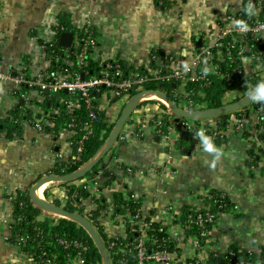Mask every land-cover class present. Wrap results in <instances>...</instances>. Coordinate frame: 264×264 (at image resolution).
I'll use <instances>...</instances> for the list:
<instances>
[{
  "label": "crops",
  "instance_id": "crops-1",
  "mask_svg": "<svg viewBox=\"0 0 264 264\" xmlns=\"http://www.w3.org/2000/svg\"><path fill=\"white\" fill-rule=\"evenodd\" d=\"M237 5L238 0H0V69L14 73L25 65L30 75L43 71L47 61L39 43L49 35L51 22L63 14L69 22H91L99 59L122 60L132 68L147 67L152 61L158 69L177 66L193 54L195 39L210 42L218 20ZM155 51L164 53L166 59L154 57ZM14 89L12 83L0 81V118H6L21 100L11 98ZM123 106L116 101L108 107L105 117L112 125L108 136ZM166 106L151 97L137 106L97 171L70 181L87 193L70 203L88 220L85 214L98 207L97 201L106 208L119 193L138 201L141 214L149 221L159 222L169 215V208L177 213L184 206H197L201 193L216 190L230 199L233 209L220 214L210 229V251L218 256L236 247L261 255L253 264H264V159L253 160L241 132L230 131L219 142L211 139L219 150L217 157L203 149L200 139L168 143L148 126L139 133L132 129V118L163 112ZM35 109L36 119L45 124L42 130L23 121L19 135L8 137L0 131V264H32L8 240L12 208L6 194L28 192L38 179L54 174L57 162L68 161L71 155L72 135L39 106ZM205 119L219 121L217 116L196 120ZM67 183L47 182L42 197L63 207ZM35 218L61 219L43 209ZM105 230L114 236L121 234V219H114ZM172 233L183 243L182 252L190 255L193 248L184 232L175 229Z\"/></svg>",
  "mask_w": 264,
  "mask_h": 264
},
{
  "label": "built area",
  "instance_id": "built-area-1",
  "mask_svg": "<svg viewBox=\"0 0 264 264\" xmlns=\"http://www.w3.org/2000/svg\"><path fill=\"white\" fill-rule=\"evenodd\" d=\"M249 0H238V5L235 6L234 10L226 14L218 20L216 24V29L213 32V37L210 42H205L200 47H194L193 54L190 56L188 61L183 62L177 66H166L164 69H158L155 67H147L148 73L151 74L153 79L156 80H177L179 81L177 88L173 91V95L179 98V103H174L178 108L184 111H203L210 108L206 107L204 102H198L197 100H192L189 98L185 89V78L184 74H191V79L193 80H206L205 73L198 72V66H201L204 70L209 71L211 74L215 75L217 78L222 80H229L231 73L228 70H220L219 67L213 62L214 59L222 61L224 58H230V62L233 58L240 61L241 66L234 69V73L237 75V80L242 82L244 77L251 75L253 73L258 74L261 80L264 79V64L259 67V63L264 62V52L257 51L256 48L250 47L249 43L246 41L248 39L254 41V43L259 46H263L264 49V10L261 8V3L264 0H254L255 13L249 15L246 13ZM234 20H243L245 22L246 28H235L233 27ZM51 28L49 35L42 39L39 43V48L41 53L44 55L47 61V66L51 62V58L46 56L45 50L46 45H51L57 39L62 32L71 30H65L64 25H62L58 20L51 22ZM71 28L74 30L73 40L71 48L74 51L75 65L81 67L86 64L87 58H91L98 61H111L116 60L103 57L98 58V53L96 50L97 38L92 33L91 22L85 20L82 22L75 23L71 22ZM57 35H59L57 37ZM234 43H242V45L236 50V55H233L232 50L236 49ZM240 45V44H239ZM264 51V50H263ZM234 56V57H232ZM66 63L71 61L65 60ZM249 64V66H247ZM105 73L102 75H92L87 78H82L80 75H70L69 73H57L56 75H51L47 67L36 74L27 75L25 70V65H20V67L14 73H5L0 69V81H8L14 85L15 89H18L22 84L31 87V89H39L40 91H47L50 95L55 96L60 91H65L66 95L64 97H59L60 101L65 104L64 112L66 115L71 116L72 110L75 106V100H82L86 110L88 111L89 121L82 126V130L85 134L90 133L91 123L97 119L98 113L103 112L107 114L106 111L110 105H113L116 101L122 102L124 105L131 95L128 93V89L133 86L139 87V85L144 81V78L139 72V68L130 67L127 71V75L122 77L123 71L118 68V65H110L106 63ZM187 66V67H185ZM112 69L113 73L108 71ZM163 72V73H162ZM117 79H114L116 78ZM260 80V81H261ZM249 88L251 84L243 82ZM100 87L108 88L107 91L100 92L98 97H93L92 93L98 92ZM15 102L19 99L24 100L25 105L32 115L35 114L36 107L32 106L33 102L40 99L38 95L37 98L31 97L29 94L15 93L11 92ZM248 94L243 92L240 88L227 90L223 95V105L232 103L234 101L244 98ZM116 97L115 102H111V99ZM14 106H12L13 108ZM247 113L235 110V113L230 114L225 121V124L221 126V122H209L205 120H196L193 118H188L182 120V118L173 115L169 108L166 106L163 112L157 113L156 111H151L150 113H145L142 117L132 118L131 127L139 133L145 126L150 127L153 132L160 137L165 142H170L173 139H188L190 141H198L200 139V134L203 133L205 136L211 139H218L224 137L227 133L234 129H252V134L247 137L252 152V158L257 156L258 159H264V153L260 152V149L264 147L262 137H264V104H257L250 101L249 105L246 106ZM52 113H48L50 117L60 116L58 110L50 109ZM9 116V112L5 114V117ZM106 116V115H105ZM248 118V125L245 124L244 117ZM34 127L37 130H42L44 123L41 120L33 121ZM70 127H74L73 121L69 120L65 128L70 135L72 132ZM251 132V131H249ZM79 142V141H78ZM81 141L79 142V144ZM81 145V144H80ZM200 197H209L211 194L204 191L200 194ZM5 198L9 201L12 208V202L15 199V193H7ZM69 198L66 196L62 201L64 203L68 202ZM75 201V200H74ZM202 207L208 209L204 206V202L200 199ZM169 215L159 222H151L146 217H144L141 212L126 211L123 214H114V209L112 205H106L104 211L100 212V215L96 218L95 224L99 225L103 232L107 235L106 245H104L108 257L109 254H113L115 251H123L120 243L117 241L119 237L124 238L126 236L127 227L130 226V231H135L138 236L133 239V248L136 250L137 264H144L149 260L157 264H209V246L211 243L210 238V228L209 230L205 228L206 223H213L214 215L208 211L204 214H188L186 216L187 221H182V211L177 213H172L169 211ZM36 219V218H35ZM114 219H121L123 232L118 236L107 234L105 228L108 224L114 223ZM22 218L14 217L11 215V223H17ZM50 225L57 223V219L49 220ZM152 223H158L161 227H166L165 232L169 235L171 239L174 240V248L171 251L164 250L160 248V244L157 243L155 238H151L147 235V231L151 229ZM189 223H196L197 227L200 228L198 235H193L188 232ZM215 223V222H214ZM213 223V224H214ZM212 224V226H213ZM93 226V225H92ZM94 227V226H93ZM175 229L184 232L186 235L185 239L188 244L193 248V252L190 255H186L182 252L183 243L173 238L172 230ZM51 238H55V235H47ZM27 235L15 238L16 240L24 241ZM56 243L62 245L64 248H73L80 250L82 248L81 243L78 240H66L61 237H57ZM51 240H49L48 244ZM148 244L153 248L147 249ZM213 256H216L213 254ZM27 257V256H26ZM28 258V257H27ZM32 264H38L33 259L28 258ZM110 260V259H109ZM64 264H83V260L80 257V253L70 256L65 255L63 260ZM236 261L234 264L239 263ZM55 260L53 256L47 257L42 264H54ZM247 264V263H245Z\"/></svg>",
  "mask_w": 264,
  "mask_h": 264
},
{
  "label": "trees",
  "instance_id": "trees-1",
  "mask_svg": "<svg viewBox=\"0 0 264 264\" xmlns=\"http://www.w3.org/2000/svg\"><path fill=\"white\" fill-rule=\"evenodd\" d=\"M249 3V1H248ZM254 4V2L252 3ZM261 8L264 10V1L261 3ZM62 25H64L65 30H72L71 22H69L68 17L63 14L57 19ZM92 33L94 34L93 30ZM59 35H57L58 37ZM249 43L250 47L256 48L257 51L264 52L263 48L260 49V46L254 41L248 39L246 40ZM195 46L200 47L202 42L200 38L194 40ZM240 44V45H239ZM234 43L236 49H233V55H236V50L242 45V43ZM263 47V46H262ZM45 54L51 58L50 64L47 66V69L51 75H56L57 73H69L70 75H80L82 78H87L92 75H102L105 71V64L110 63V65H118V68L123 71L122 77L127 75V71L130 66L122 60H116L111 62L107 61H98L91 58H87L85 65L77 67L75 65L74 51L70 47H63L59 44L57 39L53 44L46 45ZM163 56L166 59V55L162 52L155 51L154 57ZM234 57V56H232ZM71 61L66 63V61ZM213 62L219 67L220 70H228L231 73L229 80H222L217 78L215 75L211 74L209 71L204 70L201 66H198L197 71L205 73L206 80H193L191 79V74L185 73V89L190 99L197 100L198 102H204L207 108H217L223 105V95L227 90L240 88L243 92L247 93L249 87L243 82L251 84L254 86L257 82L261 80V77L258 74L253 73L244 77L242 82L237 80V75L234 73L236 67H240V61L236 58H233V61L230 62V58L226 57L222 61L214 59ZM169 61H167V64ZM147 67H155V62L152 61ZM147 67L139 68V72L144 78V81L137 86H133L128 89V93L132 96L140 91L144 90H158L165 95H167L173 102L176 103V96L173 95V91L177 88L179 81L177 80H156L153 79L151 74L148 73ZM156 68V67H155ZM163 70V69H162ZM113 73L112 69L108 71ZM163 73V72H162ZM27 75L30 74L27 72ZM114 79H117L114 78ZM31 87H28L22 84L18 89L13 91L17 94L24 93L29 94ZM108 88L100 87L98 92L92 93L93 97H98V94L103 91H107ZM38 95L40 96L39 102H33L32 106H39L45 113H52L50 109L58 110L61 113L60 116L54 117L55 122H60L62 126L66 127L69 120L73 121L74 127H70L72 132L71 137V155L68 161L57 162L55 168L53 169L54 174H66L72 171H75L80 166L85 164L102 146L108 133L111 129L110 124L107 123V119L103 112H99L97 119L94 120L90 125V133L85 134V131L82 130V126L87 123L89 119L88 111L85 108V105L82 100L76 99L75 106L72 110V115L68 116L64 112L65 104L60 101L59 97H64L66 95L65 91L58 92L57 95L52 96L47 91H40L36 89ZM12 91V92H13ZM59 96V97H57ZM39 98V97H38ZM116 97L111 99V102H115ZM239 111L247 113V108H242ZM9 116L6 118H0V131H4L6 136L11 137L13 135H19L21 132V123L23 121L32 122L36 120V115H32V111L27 108L24 100H20L16 105L10 109ZM235 113V111L221 114L217 116L218 120L221 122V126L225 124L226 119L230 114ZM185 118H182L184 120ZM245 124L248 125L247 116L244 117ZM241 132L245 137H249L252 134V129H234L232 132ZM251 131V132H249ZM81 141V145L79 142ZM219 142V139H216ZM264 144V137H262ZM261 153H264V147L260 149ZM257 156L253 157V160L256 161ZM97 171V165L88 172L86 175H91ZM83 179V177H82ZM211 194L209 197H200L203 200L204 206L208 207L205 209L201 205L197 206H184L182 207V221H187L186 216L188 214H196L209 212L214 215L213 223L216 221L217 217L220 214L227 213L233 209V204L230 199L223 193L216 190H208ZM67 197L69 198L68 202L63 206L70 212L75 210L82 212L79 209H76L70 202L71 200H79L82 197L86 196V190L80 187H76L67 183ZM99 203L98 207L91 211L87 215L88 220L94 226L98 235L100 236L104 245H106L107 235L103 232L102 228L99 225L95 224L96 218L100 215L101 211H104L105 205ZM114 214H123L126 211H136L140 213L139 202L131 198L130 196L124 197L121 194L117 193L114 195L113 201ZM40 209L36 207L29 199L27 191L18 190L15 192V199L12 202V215L14 217H21L17 223H11L8 229V240L16 245L19 250L28 258L33 259L38 264L44 263V260L47 257L53 256L55 263L54 264H64L62 261L65 255L74 256L80 253V257L83 260V264H101V257L94 246L91 238L86 233V231L79 226L77 223L61 218L57 221L56 224L50 225L49 220L36 221L35 217L39 213ZM82 214V213H81ZM211 222L205 224L206 229L212 227ZM166 227H161L158 223H152L151 229L147 231V235L151 238H155L157 243L160 244V248L164 250L171 251L174 248V240L169 237L167 232H165ZM200 228L197 227L196 223H189L188 232L193 235H198ZM55 235V238H51L47 235ZM27 235V238L22 241L16 240L15 238L22 237ZM138 236V233L135 231H130V226L127 227L126 236L124 238L119 237L118 242L123 248V251H118L114 249L113 254H109L110 264H137L136 250L133 248V239ZM61 237L66 240H78L82 248L80 250L73 248H64L62 245L56 243V238ZM50 243L48 244V242ZM153 247L148 244L147 249H152ZM260 256H256V253L243 252L237 249L236 247H230V249L218 256H213V253L209 251L208 263L209 264H234L236 261H243L247 264H253L256 261H260ZM144 264H157L151 260L145 262Z\"/></svg>",
  "mask_w": 264,
  "mask_h": 264
},
{
  "label": "water",
  "instance_id": "water-1",
  "mask_svg": "<svg viewBox=\"0 0 264 264\" xmlns=\"http://www.w3.org/2000/svg\"><path fill=\"white\" fill-rule=\"evenodd\" d=\"M254 0H251L253 3ZM73 40V33L69 31L62 32L59 36V44L63 47H70ZM262 45L260 49H262ZM264 80V79H262ZM151 96H156L161 98L166 105L169 107L171 112L181 118H210L214 116H219L221 114L229 113L238 109L245 108L249 105L250 99L248 98V94L237 101L232 103L222 105L217 108H210L203 111H184L174 105L173 101L164 93L158 90H144L140 91L134 95H132L128 101L124 104L118 119L116 120L110 135L102 144V146L98 149V151L82 166H80L75 171L66 173V174H50L45 177L38 179L28 190V196L30 201L39 209H43L47 212H50L60 218H64L70 221L77 223L81 226L86 233L91 238L94 246L97 248L100 257H101V264H110V260L107 254V251L104 247V244L98 235L95 228L92 224L87 220L85 216L77 212H70L67 209L58 206L57 204L47 200L44 197H38L35 195L34 191L43 185L44 183L57 181V182H70L76 179H80L84 177L88 172H90L94 166L98 165L99 162L102 160L104 155L108 152V150L112 147L113 143L119 137L120 131L122 130L123 126L126 124L128 119L130 118L132 112L137 108V106L144 100L150 98Z\"/></svg>",
  "mask_w": 264,
  "mask_h": 264
},
{
  "label": "clouds",
  "instance_id": "clouds-1",
  "mask_svg": "<svg viewBox=\"0 0 264 264\" xmlns=\"http://www.w3.org/2000/svg\"><path fill=\"white\" fill-rule=\"evenodd\" d=\"M246 13L252 15L255 13L256 9L254 8L251 0L245 9ZM233 27L235 28H246L245 22L243 20H234ZM187 67V66H185ZM248 98L257 104H264V80L257 82L254 86H252L248 91ZM200 140L203 149L206 152L213 153L217 157H219V150L215 147L210 137L205 136L203 133L200 134Z\"/></svg>",
  "mask_w": 264,
  "mask_h": 264
},
{
  "label": "rangeland",
  "instance_id": "rangeland-1",
  "mask_svg": "<svg viewBox=\"0 0 264 264\" xmlns=\"http://www.w3.org/2000/svg\"><path fill=\"white\" fill-rule=\"evenodd\" d=\"M264 64V62H261V63H259L258 65H259V67H262L261 65H263ZM29 95L31 96V97H33V98H37L38 97V92H37V90L36 89H30L29 91ZM176 103H179V98H177L176 97ZM45 185H47V184H45ZM44 185V186H45ZM43 186V187H44ZM43 190V189H42ZM42 192V191H41Z\"/></svg>",
  "mask_w": 264,
  "mask_h": 264
},
{
  "label": "bare ground",
  "instance_id": "bare-ground-1",
  "mask_svg": "<svg viewBox=\"0 0 264 264\" xmlns=\"http://www.w3.org/2000/svg\"><path fill=\"white\" fill-rule=\"evenodd\" d=\"M151 98H155V99H159L160 101H163L161 98H158V97H156V96H151ZM46 183H44L43 185H41L40 187H38L35 191H34V193H35V195L36 196H38V197H41L42 196V189H43V186L45 185Z\"/></svg>",
  "mask_w": 264,
  "mask_h": 264
}]
</instances>
